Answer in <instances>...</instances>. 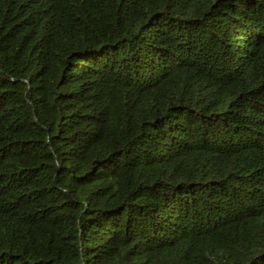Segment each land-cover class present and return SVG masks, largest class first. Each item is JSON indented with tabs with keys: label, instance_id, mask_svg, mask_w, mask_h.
I'll list each match as a JSON object with an SVG mask.
<instances>
[{
	"label": "trees",
	"instance_id": "trees-1",
	"mask_svg": "<svg viewBox=\"0 0 264 264\" xmlns=\"http://www.w3.org/2000/svg\"><path fill=\"white\" fill-rule=\"evenodd\" d=\"M0 264H264V0H0Z\"/></svg>",
	"mask_w": 264,
	"mask_h": 264
}]
</instances>
